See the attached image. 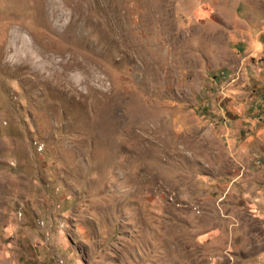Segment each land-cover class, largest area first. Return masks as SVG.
<instances>
[{
    "label": "rangeland",
    "instance_id": "obj_1",
    "mask_svg": "<svg viewBox=\"0 0 264 264\" xmlns=\"http://www.w3.org/2000/svg\"><path fill=\"white\" fill-rule=\"evenodd\" d=\"M0 264H264V0H0Z\"/></svg>",
    "mask_w": 264,
    "mask_h": 264
}]
</instances>
